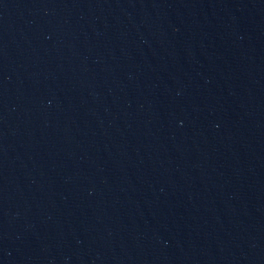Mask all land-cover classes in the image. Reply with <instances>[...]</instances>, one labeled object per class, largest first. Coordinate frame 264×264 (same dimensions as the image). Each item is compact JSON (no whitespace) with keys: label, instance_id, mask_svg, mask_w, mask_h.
<instances>
[{"label":"water","instance_id":"water-1","mask_svg":"<svg viewBox=\"0 0 264 264\" xmlns=\"http://www.w3.org/2000/svg\"><path fill=\"white\" fill-rule=\"evenodd\" d=\"M0 264H264V0H0Z\"/></svg>","mask_w":264,"mask_h":264}]
</instances>
